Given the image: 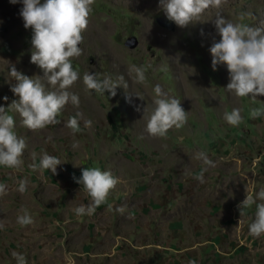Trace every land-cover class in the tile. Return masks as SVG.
Returning a JSON list of instances; mask_svg holds the SVG:
<instances>
[{
  "label": "rangeland",
  "instance_id": "rangeland-1",
  "mask_svg": "<svg viewBox=\"0 0 264 264\" xmlns=\"http://www.w3.org/2000/svg\"><path fill=\"white\" fill-rule=\"evenodd\" d=\"M21 5L0 0V106L6 109L17 99L10 65L29 78L43 76L36 65L23 64L31 59L32 30L24 27ZM91 7L82 55L72 58L80 79L69 91L79 96V107L67 104L59 124L35 132L11 113L26 148L19 169L0 166L7 187L0 196V264H17L14 253L26 264H264V234L249 233L256 204L243 216L237 207L264 189V115L250 117L251 109H264V96L253 103L251 94L227 92V67L218 64L214 71L210 53L220 40L217 13L237 22L241 12H251L245 22L264 27V0H223L185 28L166 18L160 0H94ZM101 26L104 37L89 43ZM132 37L135 48L126 44ZM132 65L147 69L145 83L135 82ZM85 72L99 79L123 75L129 87H118L115 97L85 91ZM157 84L187 113V123L166 138L145 132L143 109L153 107ZM234 108L243 117L235 127L224 120ZM78 112L80 127L73 132L67 124ZM201 151L211 166L196 159ZM44 153L60 160L56 174L39 168ZM93 167L110 171L119 183L94 214L78 216L74 209L91 198L76 181ZM25 211L33 223L21 226L17 217Z\"/></svg>",
  "mask_w": 264,
  "mask_h": 264
},
{
  "label": "clouds",
  "instance_id": "clouds-1",
  "mask_svg": "<svg viewBox=\"0 0 264 264\" xmlns=\"http://www.w3.org/2000/svg\"><path fill=\"white\" fill-rule=\"evenodd\" d=\"M10 3H22L20 16L23 19L25 29L32 30L31 59L30 62L42 70L43 76L29 78L17 71L14 65H10L8 75L15 81L11 91L17 97L6 109L0 106V166L15 168L23 164L22 156L26 148L25 139L18 137L15 132V119L11 113H16L21 119L23 127L30 131H38L49 125L59 124L57 117L61 110L69 103L79 107L80 99L77 94L69 91L80 79V74L74 70L72 58L82 55L80 44L83 42L82 33L86 31L89 17L92 12L91 5L94 0H9ZM223 0H160V6L166 18L174 22L178 27L185 28L199 19L209 8H220ZM251 12H241L237 22L226 19L217 13L214 26L220 37L219 42H213L210 48L212 67L226 65L229 73V83L226 91L238 98L249 97L257 102V96H264V27L252 26L246 23L251 19ZM131 72L135 73V82H146V68L136 65L131 66ZM85 91H94L104 96L107 91L112 97L117 95L116 89L129 85L124 76L113 80L105 75L103 79L98 74L85 72L83 75ZM153 107L143 109V119L146 120L145 132L151 137L166 138L170 129H180L187 123V113L181 106V100L170 98L160 85L153 89ZM143 100L142 96L135 95ZM5 101L7 97H4ZM126 100L131 102V96L126 95ZM136 111H141L136 106ZM78 112L71 117L67 127L76 132L79 130ZM264 115V109L253 108L250 117L255 119ZM224 120L231 126L242 123L243 117L239 108L231 112H225ZM92 121H85V127H90ZM196 159L202 160L205 165L213 164L207 153L201 151ZM258 157L253 163H258ZM60 160L55 156L44 153L40 159L41 170H51L56 174ZM33 169L37 165H31ZM202 179V176L196 177ZM81 184L83 190L91 198L87 206L81 205L74 209L78 216L92 215L96 208L106 203L107 197L119 183L118 179L110 171H101L98 167L84 168L81 178L76 181ZM27 179L19 182L17 191L23 193L27 190ZM7 194V187L0 183V196ZM257 200L261 203H257ZM256 204L255 219L249 226V233L253 237L264 234V189L252 194L237 206L240 216L245 210ZM111 207V206H109ZM123 212L124 209H117ZM17 223L27 226L33 223L31 216L25 211L17 217ZM17 264H26L25 257L14 253ZM194 264V262H193Z\"/></svg>",
  "mask_w": 264,
  "mask_h": 264
},
{
  "label": "bare ground",
  "instance_id": "bare-ground-1",
  "mask_svg": "<svg viewBox=\"0 0 264 264\" xmlns=\"http://www.w3.org/2000/svg\"><path fill=\"white\" fill-rule=\"evenodd\" d=\"M2 2V1H1ZM2 4V3H1ZM19 5V4H18ZM15 7V6H14ZM14 7L12 8V9H14ZM18 7H23V5H21V6H18ZM18 10L20 9V8H17ZM1 11V10H0ZM18 16V15H17ZM20 19H21V17H19ZM22 21V20H21ZM92 26H97V24H92ZM147 32H151L150 30H147ZM152 33V32H151ZM217 33V32H216ZM106 34V30H105V27H103V26H101L100 28H99V30L96 32V30H94V32H92V34H91V39H89V40H87L89 43H90V41H97V40H99V38L100 37H104V35ZM106 37V36H105ZM217 39V38H216ZM92 44H96V46H93V49L94 48H96L97 49V51L99 50V47H97L98 46V43L97 42H95V43H92ZM88 45V44H87ZM86 45V46H87ZM91 45V44H90ZM102 45H103V43H102ZM107 45V44H106ZM104 46H105V41H104ZM178 47V46H177ZM176 49V48H175ZM179 49V48H178ZM181 52V51H180ZM116 54H118V53H116ZM177 54H179V53H177ZM119 55V54H118ZM168 55H171V54H167V56ZM176 55V54H175ZM120 56V55H119ZM178 56V55H177ZM184 56V55H183ZM119 58V57H118ZM116 59V58H115ZM120 59V58H119ZM176 59V58H175ZM26 59H24V61H25ZM177 60V59H176ZM181 60V59H180ZM116 61V60H115ZM117 62V61H116ZM21 63V62H20ZM27 64V65H29V66H31V65H34V64H32L31 62H30V59L29 60H27L26 62H24L23 64ZM179 64L180 65H182L180 62H179ZM181 67V66H180ZM183 67V66H182ZM181 69V68H180Z\"/></svg>",
  "mask_w": 264,
  "mask_h": 264
},
{
  "label": "water",
  "instance_id": "water-1",
  "mask_svg": "<svg viewBox=\"0 0 264 264\" xmlns=\"http://www.w3.org/2000/svg\"><path fill=\"white\" fill-rule=\"evenodd\" d=\"M166 26H167V25H166ZM167 27L170 28V29H174V25H173V24L168 25ZM0 31H2V29H0ZM126 44H127L129 47H131V48H135V47H137V45H138V40H137L136 37H132V38L128 39V41L126 42Z\"/></svg>",
  "mask_w": 264,
  "mask_h": 264
}]
</instances>
